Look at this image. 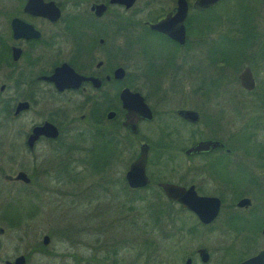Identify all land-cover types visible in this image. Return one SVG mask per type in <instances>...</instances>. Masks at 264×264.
I'll return each mask as SVG.
<instances>
[{
	"label": "flooded vegetation",
	"instance_id": "obj_1",
	"mask_svg": "<svg viewBox=\"0 0 264 264\" xmlns=\"http://www.w3.org/2000/svg\"><path fill=\"white\" fill-rule=\"evenodd\" d=\"M137 1L126 7L110 0H0V107L5 118L19 121L27 117L28 126L18 131L33 156L31 175L34 178L46 175L35 165L40 161L34 156V149L39 145L54 152V157L51 154L48 161H58L62 174L67 175V163L74 166L75 177L81 173L77 167L82 169L79 165L84 156V142L90 143V147L96 143L106 144L111 152L117 120L124 129L121 122L125 109L119 94L125 88L138 92L152 114L151 119L138 121L135 134L124 129L131 137L138 136L141 124L154 123L158 115L169 116L167 121L165 117L160 121L161 130L155 141L162 154L163 148L168 152L173 147L170 136L174 124L191 135V128L203 123L204 132L195 135L181 150L191 162L188 166L191 176L158 182L191 186L198 196L218 199V212L208 223L201 222L193 211L181 209L175 203L191 217V237L195 238L197 232L200 236V228L204 233L218 230L225 239L234 236V243L227 250L237 253L229 261L239 257L235 263L238 264L264 249V139L238 132L264 131V0H217L206 8L195 7L196 0H185L187 14L182 44L149 29L145 23L155 22L167 13L173 14L177 0H164L170 1L171 6L152 21L141 22L144 34L130 29V14ZM149 33L159 38V44L148 37ZM153 45H158L156 57L147 50L155 49ZM192 48L198 50L191 52ZM199 53H203L210 71L208 86L201 81L192 62L191 66L189 64V56L192 61ZM133 58L140 63L143 81L139 86L137 81H130L128 68ZM187 63L191 80L202 83V91L173 89ZM117 68L123 70L120 77L115 76ZM165 78L166 87L161 84ZM230 84L236 89L229 87ZM167 96L179 106L158 114L150 100ZM196 98L200 100L196 102ZM223 101L226 105H222ZM169 103L168 99L164 100V105ZM197 104H202L206 111L197 108ZM237 108L245 115L241 128L228 123L236 117ZM110 113L112 115L108 116ZM44 125L48 130L54 129L56 135L52 136L51 130L39 132L28 147L27 139L33 129ZM163 129H168L167 133ZM200 141L217 144L206 150L186 152ZM140 143L148 146L147 172L151 141L145 137L138 145ZM110 157L112 159V153ZM103 168L104 171L95 175H109V163ZM19 171L27 175V184L6 178ZM0 174L5 183L25 186L31 183V175L23 170L13 174L2 172L1 163ZM150 184L151 179L147 185ZM39 207L30 206L29 217L34 218ZM179 231L185 232L184 229ZM3 233L4 228L0 235ZM44 235L25 253L0 256V264H15L18 256L23 257L18 264H29L35 254L40 258L48 256L45 248L49 241L43 243ZM200 248L207 251L205 262L198 254ZM187 256L191 257V264H195V259L206 264L210 258L205 246L197 247Z\"/></svg>",
	"mask_w": 264,
	"mask_h": 264
},
{
	"label": "rangeland",
	"instance_id": "obj_2",
	"mask_svg": "<svg viewBox=\"0 0 264 264\" xmlns=\"http://www.w3.org/2000/svg\"><path fill=\"white\" fill-rule=\"evenodd\" d=\"M170 6V1L138 0L130 14L131 31L140 32V34L146 33L142 30L141 22L152 21ZM190 35L192 45V43L194 44L192 33ZM148 37L159 44L158 37L150 33ZM153 46L156 48H147V50L152 53L153 57H156L158 45ZM194 49L192 48L191 52L198 50L194 51ZM137 59L141 62L139 57ZM138 61L133 58L128 70L130 81H137L139 86L143 78ZM189 61L190 66L192 62L193 69L201 81L208 86L211 75L205 65L206 60L203 53L194 56L192 61L189 56ZM189 64L182 67L181 72L184 71V73L180 75L179 82L173 85L175 91L203 90L202 83L191 80ZM151 75V79L154 80V73ZM162 81L164 82H161L162 86L166 87L168 85L166 78ZM228 86L236 89L233 84ZM229 90L232 89L229 88ZM170 91L172 90L170 89ZM167 99L170 103L164 105V100ZM194 100L198 102L200 99ZM150 101L158 114L166 109L171 110L179 106L174 105L171 96H167L166 99L156 98ZM225 102L223 101L222 105H226ZM201 103L203 104L202 101ZM202 104H197V108L206 111ZM235 116L228 120V123L241 128L245 115H242L237 108ZM163 117L167 121L166 117L169 116L158 115L154 123L141 124L136 137H131L122 129L119 120H117L112 132L115 160L111 165L109 163V175L89 174L90 177H82L84 172L77 167L82 174L76 176L75 181H69L67 175L62 174L58 168V161L51 159L48 161L51 154L54 157V152L44 145H39L34 149V156H38L40 159L39 162L36 161L35 165L41 168L46 175L37 178L31 175V168L34 165L33 156L26 149L18 131V128L28 126L27 117L19 121L5 118L3 109L0 107L2 172L13 174L17 170H23L31 175V183L25 186L21 183H5L0 174V226L4 228V233L0 235V256L4 258L15 253H25L40 241L43 234H46L49 236V243L45 250L49 255L44 258H40L37 254L32 255L29 264H183L184 258L199 246H205L209 251L210 258L206 264H224L225 262L235 264L239 257L232 261L229 259L235 258L237 253L233 250L229 253L230 250H227L234 243V236H228L225 239V236L214 228H212L214 230L205 233L204 229L200 228V236L197 232L194 238L191 237V230L190 233L179 231L182 224H184L183 227H191L192 221L187 214L174 210L177 209L176 206H171L170 209L161 206L162 209L164 208L162 224L159 222V226H156L153 224L154 221L151 222L150 213L146 209V206H149L148 202L135 200L133 209L130 208L132 206H129L128 201L125 202L127 197L137 200V197L145 200L151 197V201H155L154 196L161 194L156 182L188 179L191 176L188 167L191 162L185 158L181 150L189 145L195 135L204 132L203 123L195 126V129L191 128V135L189 131L178 129L174 124V132L172 131L170 136L173 139V147L168 152L163 148L162 154L155 141L159 130H161L160 121ZM163 130L166 133L168 131V129ZM238 132L250 134L251 138L264 139L262 130H240ZM145 137L151 141L152 151L146 169L151 184L147 188L137 189L133 195L127 190L124 172L129 162L137 154L138 142ZM89 144L84 142V156L89 152L88 149L92 148L91 156L99 166L104 159L108 160L111 156L112 150L110 152L108 145L96 143L90 147ZM84 156L81 161L84 160ZM82 165L83 163L79 166L82 167ZM70 167L74 168L71 164ZM122 184L126 186V189L122 187ZM124 191H126V195ZM18 203L23 206L21 216L15 221L14 226L7 227L3 208L7 204L19 206ZM30 206H40L39 212L34 218L29 217ZM9 211H11L10 208ZM152 226L153 228L150 229ZM149 241L151 244L147 246V250L144 243ZM195 264L200 263L195 259Z\"/></svg>",
	"mask_w": 264,
	"mask_h": 264
},
{
	"label": "water",
	"instance_id": "obj_3",
	"mask_svg": "<svg viewBox=\"0 0 264 264\" xmlns=\"http://www.w3.org/2000/svg\"><path fill=\"white\" fill-rule=\"evenodd\" d=\"M217 0H196L195 7L206 8L214 4ZM113 3H122L126 7L130 6L134 0H110ZM173 14L167 13L163 18L156 20L155 22H145L149 29L162 33L167 37H170L180 44L184 41V20L187 14V3L185 0H177L176 5L173 8ZM60 70V69H59ZM123 70L117 68L115 70V76L120 77ZM50 79H54L50 77ZM122 107L125 109L123 120L121 122L122 127L128 132L135 134L138 130L137 123L142 119H151L152 114L149 106L145 103L143 97L138 92H132L129 89H123L119 94ZM21 106H25V103H20ZM191 113V112H189ZM110 113L108 116H111ZM51 130V129H50ZM47 126L37 127L33 129L32 134L27 139V146L31 147L32 139L34 135L39 132L48 133ZM52 136L56 135V131L51 130ZM213 141H200L194 148H188L186 152L191 150H206L208 147L216 145ZM148 153V146L146 143H140L138 145V151L134 159L129 163L126 171L124 172V180L130 188H142L149 184L150 179L145 172V164ZM8 179L20 180L24 184L29 182L27 175L19 171L15 176H7ZM157 186L160 188L164 197L172 202H176L181 209L193 211L198 219L203 223H208L217 214L219 206L218 199L214 197L198 196L195 194L191 186L185 188L181 185H177L169 182H158ZM3 228L0 227V233ZM43 243L46 244L49 241V237L44 235L42 237ZM198 254L202 262L207 260V251L205 248H200ZM23 260L22 256H18L14 259V263L18 264ZM6 264H9L6 262ZM183 264H191V257H185ZM238 264H264V249L259 251L255 256L248 258Z\"/></svg>",
	"mask_w": 264,
	"mask_h": 264
},
{
	"label": "trees",
	"instance_id": "obj_4",
	"mask_svg": "<svg viewBox=\"0 0 264 264\" xmlns=\"http://www.w3.org/2000/svg\"><path fill=\"white\" fill-rule=\"evenodd\" d=\"M187 19H189V17L187 18ZM188 23V22H187ZM92 149V148H91ZM91 149H88L89 150V152L84 156V160L82 161V163H83V165H82V170H83V172H84V175L82 176V177H86V176H89V174H96V172H99V171H104V165H106L107 163H110V165H111V163L115 160V158H114V146H112V159H111V157L107 160V159H105V160H103V162L100 164V166H99V164H97L94 160H93V158H92V156H91V153H92V150ZM116 152H117V150H116ZM81 163V164H82ZM99 166V167H98ZM65 171L67 172V178H69V181L70 180H72V181H75L76 180V178H75V174H74V169L72 168L71 169V167H70V164L69 163H67L66 165H65ZM110 169V168H109ZM80 174H82V172L80 173ZM90 177V176H89ZM108 177V176H107ZM109 181V180H108ZM125 181V180H124ZM108 183V182H107ZM126 184V183H125ZM149 185H147L146 187H144V188H147ZM122 187L124 188V189H126V186L124 185V184H122ZM143 189V188H142ZM127 190H129L130 192H132L133 193V195H134V192L136 191L135 189H130L128 186H127ZM160 191V190H159ZM126 191H124V193H125ZM161 192V191H160ZM161 194H162V192H161ZM157 194L156 196H154L155 197V201H151V197H149L148 199H141V197H137L138 198V200L135 198H131L130 199V197H127V200L125 201V202H129L130 203V205L129 206H132V207H130L131 209H133V206L135 205V200L136 201H144V202H148L149 203V206H146V209L148 210V212L150 213H148L149 215H150V219H151V222L152 221H154V225H158L159 226V222H160V224H162V219H163V216H162V213L164 212V208L162 209L161 208V206H166L167 208H172L171 206H178L175 202H172V201H170V200H168V199H166L165 197H164V195L162 194ZM125 195H126V193H125ZM134 199V200H133ZM87 200H89V199H87ZM86 200V201H87ZM18 205L19 206H10L9 204H7L6 206H4V208H3V210H4V216H5V220L7 221V227H12V226H14L15 225V221H17L19 218H20V216H21V211H22V208H23V206H21L19 203H18ZM9 208L11 209V211H9ZM150 209V210H149ZM153 209V211H151ZM174 210H176L177 212H179V213H183L178 207H177V209H174ZM162 218V219H161ZM160 219H161V221H160ZM153 224H151V225H153ZM155 226V227H156ZM184 226V225H183ZM181 227L180 229H184L185 230V232H187V233H190V226H188V227ZM153 228V226L152 227H150V229H152ZM149 231V230H148ZM149 234V233H148ZM151 244V242L149 241V242H145L144 243V245H145V247L147 248V250H148V247L147 246H149Z\"/></svg>",
	"mask_w": 264,
	"mask_h": 264
}]
</instances>
